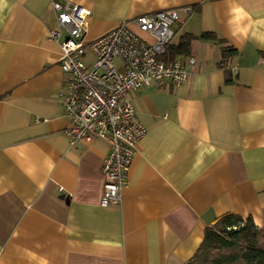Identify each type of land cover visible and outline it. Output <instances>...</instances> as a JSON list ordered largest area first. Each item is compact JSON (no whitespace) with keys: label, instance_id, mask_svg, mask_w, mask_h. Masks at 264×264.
<instances>
[{"label":"crops","instance_id":"1","mask_svg":"<svg viewBox=\"0 0 264 264\" xmlns=\"http://www.w3.org/2000/svg\"><path fill=\"white\" fill-rule=\"evenodd\" d=\"M54 1L91 10L89 40L192 10L169 54L196 60L188 80L130 93L148 132L119 204H100L110 142L65 133ZM263 52L264 0H0V264H186L228 213L264 226Z\"/></svg>","mask_w":264,"mask_h":264},{"label":"built area","instance_id":"2","mask_svg":"<svg viewBox=\"0 0 264 264\" xmlns=\"http://www.w3.org/2000/svg\"><path fill=\"white\" fill-rule=\"evenodd\" d=\"M53 8L57 28L50 31V37L61 40L65 90L60 97L69 122L65 133L73 143L96 139L110 142L111 150L103 164L100 204H119L137 146L148 132L130 93L188 80L189 68L196 60L190 58L184 63L169 57L168 47L176 35L172 26L192 10L170 9L135 18L132 23L152 40L142 37L129 22L89 40L91 10L60 1H54ZM261 61L264 64V52Z\"/></svg>","mask_w":264,"mask_h":264},{"label":"trees","instance_id":"3","mask_svg":"<svg viewBox=\"0 0 264 264\" xmlns=\"http://www.w3.org/2000/svg\"><path fill=\"white\" fill-rule=\"evenodd\" d=\"M202 37L212 39L214 35L205 33ZM191 41L189 37L171 44L168 54L187 55ZM236 52L225 49L222 60ZM186 264H264V226H258L251 216L228 213L206 227L200 247Z\"/></svg>","mask_w":264,"mask_h":264},{"label":"water","instance_id":"4","mask_svg":"<svg viewBox=\"0 0 264 264\" xmlns=\"http://www.w3.org/2000/svg\"><path fill=\"white\" fill-rule=\"evenodd\" d=\"M61 197H62V198H66V196H65V195H62ZM66 199H67V198H66Z\"/></svg>","mask_w":264,"mask_h":264},{"label":"rangeland","instance_id":"5","mask_svg":"<svg viewBox=\"0 0 264 264\" xmlns=\"http://www.w3.org/2000/svg\"><path fill=\"white\" fill-rule=\"evenodd\" d=\"M173 27V29H174V26H172Z\"/></svg>","mask_w":264,"mask_h":264}]
</instances>
